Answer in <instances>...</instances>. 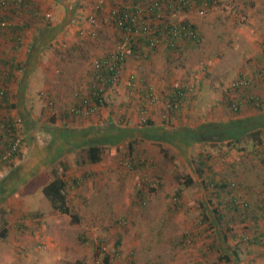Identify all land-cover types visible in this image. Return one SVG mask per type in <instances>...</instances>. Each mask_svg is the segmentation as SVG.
Here are the masks:
<instances>
[{
	"label": "rangeland",
	"instance_id": "1",
	"mask_svg": "<svg viewBox=\"0 0 264 264\" xmlns=\"http://www.w3.org/2000/svg\"><path fill=\"white\" fill-rule=\"evenodd\" d=\"M66 1L77 3L72 17L66 16ZM239 1L217 0L205 15L194 10L186 12L192 20L195 17L208 20L214 16L222 19L220 22L215 19L218 28H214L213 39L210 38L213 42L206 45L210 50L206 46L194 48V52H187L188 58L179 53L178 60L174 58L172 64L161 60L157 65L144 56L129 57L121 65L119 82L109 87L102 80L97 81L94 60L114 47L116 29L110 24L101 34H89L95 47L68 53L69 64L54 69L58 72L54 82H50L52 76L49 82L43 81L41 70L36 69V60L43 61L46 67L42 72L47 78L59 50L66 53L63 42L70 37L77 38L74 30L78 24H90L84 9L91 5V0H53L52 9L44 6L43 10L51 11L52 15L49 20L46 18L50 15H43V27L37 31V36L27 30L19 35L16 45L8 40L4 48L7 55L14 56L15 61L16 57L22 60L29 57L35 59V64L29 66L27 76V72L24 73L23 81L19 78L18 84L12 83L15 92L12 100L17 103L16 114L22 123L20 138L13 142L11 151L0 149V230L7 229L5 237L0 238V264H100L102 254H95L97 239L105 237L109 249L118 234L123 253L113 264H127L129 258L133 264H194L203 259L213 262L220 261L217 257L221 252L232 255L233 248L240 244L238 234H242V229L247 232V238L264 231L263 215L258 216L260 225L250 221L241 224L243 217L234 212L238 222L237 236L233 238L228 232V239L223 238L217 231L218 224L213 227L212 221H200L206 214L205 209L215 205L225 217L230 216L226 207L229 195L222 192L220 198L211 196L212 204H208L207 191L200 193L194 186L183 188L179 182L183 181L185 173L196 167L199 153L206 154L208 149H214L209 164L218 172L216 191L222 189L221 184L229 182L230 186L225 189L238 201L248 202L258 212L263 206L260 196L264 193V151H255L252 139L247 140L243 149L231 148L226 141L235 129L242 134L264 124V119L248 121L249 109L243 107L241 110L245 114L242 115L240 109L228 107L225 101L228 95L221 91L240 73H250L251 64L257 60L255 43L260 33L255 36L256 20L250 23L252 18L248 16L247 4L251 0ZM73 17L74 22L71 21ZM58 28L59 31L65 29L56 32ZM261 29L260 25V32ZM38 37L43 40L40 41L42 50L34 51ZM107 43L110 44L108 49ZM29 45L35 47L29 51ZM260 50L258 48L257 54ZM130 76L134 78V86L127 85ZM183 83L193 84L199 92L191 98V107L178 117L180 111L173 114L165 107L166 94ZM93 87L103 88L106 105L98 109L88 102H91L90 94H94L90 91ZM141 87L149 88L158 96L155 104L145 103L148 110L145 115L153 121L148 126L143 125L145 115L138 109L137 93ZM238 97V91L230 94V98ZM75 105H86L92 111L74 115L71 109ZM167 113L171 115L170 122ZM109 117L117 125L109 123ZM262 127L259 128V147L264 143ZM127 128H138L134 129L136 135L133 129ZM214 131H219L217 139L212 136ZM197 133L204 134L201 140L196 137ZM206 135L222 143L202 141ZM189 138L193 140L189 142ZM129 142L136 146L129 148ZM93 144L102 146V159L97 163L80 164V150ZM162 148L167 151L165 156ZM146 157L152 158L150 162L157 167L153 168L149 162L136 167L122 162ZM62 165L68 168L61 173L63 177L68 181L77 178L79 182L75 187L71 183L68 191L74 212L81 218L79 223H71L67 215L54 210L42 192V187L52 179L53 168ZM155 178L161 180V186L151 183ZM179 188L182 189L177 198L179 203L170 211L177 201L174 196ZM2 215L6 216L5 222V219L1 221ZM122 217L127 221L125 227L117 225ZM245 223L251 224L250 229H246ZM86 231L90 232V239L84 243L79 236ZM205 234L210 237L206 238ZM186 235H189L187 239ZM181 237L185 244L175 245L173 241ZM259 242L236 248L239 259H233L234 264H247L248 249L259 259L253 264H264V237H260ZM233 260L222 259L213 264H233Z\"/></svg>",
	"mask_w": 264,
	"mask_h": 264
},
{
	"label": "trees",
	"instance_id": "2",
	"mask_svg": "<svg viewBox=\"0 0 264 264\" xmlns=\"http://www.w3.org/2000/svg\"><path fill=\"white\" fill-rule=\"evenodd\" d=\"M118 1L120 0H91L90 2L91 5L89 6V8H91L92 10L89 15L92 17V20H90L91 21L90 26L94 28V29L92 28L93 31L91 30L92 32L90 33L101 34V32H103V29L101 27L109 26V24L113 25V27L116 28L115 33H117L116 35L113 36L115 37L116 40L115 44L117 43V41L120 40L125 25H129V23L125 19L127 15L126 12L129 10L128 6L136 5L137 2L139 1L143 2L145 0H121L122 4L125 5H120V9H117V11L113 13V18L111 17L108 20L109 24H107L105 22L107 20L103 18L102 12L107 8L106 7L107 5L110 6L112 5V3H114L113 5H115L116 3L119 4ZM36 5H37L36 0H0V49H1L0 50V149L4 148L7 149V151H11L13 148V142L20 138L18 134H19V129H21L20 124L22 125V123H20L21 122L20 118L16 114L17 103L14 100H12L15 99V92L12 91L13 90L12 80L16 79V77L17 78L20 77V72L24 69L25 66L22 62L15 64L14 56L7 55L4 48L7 46L6 43H8V40H11L15 43L16 41H18L19 35H21L22 33L24 35L27 32V30L40 31L42 29L41 28L43 27L42 20L44 19V16L39 15L40 18L36 16V12L38 13V10L36 9ZM64 6H65L66 16L72 17L71 14L72 10L75 7H77L76 1L73 3L70 1H66L64 2ZM118 6L119 5H115V7L117 8ZM211 6L212 3L210 2L208 4V7ZM112 11H114V8H112ZM156 12L159 13V11ZM153 14H155V11L151 13V15ZM89 16L87 15L88 18ZM50 17L51 15L46 19L49 20ZM73 20L75 21L74 17L71 18V21ZM3 22L6 23L8 22V26L6 27V25H2L1 23ZM187 24L191 30L195 31L196 39L200 40L197 24H195L194 21H191L190 19H187ZM33 26H36V28L33 29L32 28ZM137 39H139V41ZM98 41H100V39H98ZM172 41L174 42L175 47H177L176 42H178V40L176 41L172 40ZM4 43L6 45H4ZM148 43L149 40L145 36H140V38L136 37V39L133 38L131 40V45L135 52L133 57L139 58L140 56L142 57L143 55L144 57L147 58L149 54L154 50L152 48H147ZM100 45L102 46L103 42ZM260 49H261L260 57L258 55L259 59L257 58V60H255L253 64H251L252 71L247 74L240 73L238 78L235 79L234 82L232 81L228 83V86L221 90L222 92H225L228 95L226 97V100L224 99L226 101L227 106L229 105L231 108L235 107L237 110L238 109L241 110L243 107L249 109L250 119L247 120L248 121L251 120V122H254L257 119L258 120L261 119V121L264 119V40L261 43ZM14 68L15 69L17 68V70L20 71L18 75L17 73L16 74L14 73ZM119 69L121 70V68L116 67V69L113 68L112 70L108 71L104 67L98 66L97 69L95 68L94 71L98 73L97 81L101 77H103L105 86L109 87L112 84V80H111V74H113L112 72L119 71ZM242 79H244L245 83L239 84L237 86L235 84L236 80L241 81ZM187 83H183L182 85H175L173 90L169 94H166L168 101H172V98L176 95V92L181 91L182 104L176 110L171 111L173 114H175L177 111H180L178 117H180L182 113L186 111V109L191 107L192 105L191 98H195L196 96H198L199 91L197 90V88L193 86V84H187ZM190 87L192 88V90L189 89ZM97 89L98 88L96 87L90 89L91 92L94 91V94L93 93L90 94L91 102L90 100H88V102L91 103V106L93 105V107L96 109H98V107H100L101 105L103 106L106 105L105 99L102 96L103 88L101 90H97ZM137 89L138 88H136V91ZM142 89L143 87H141L139 89V92L137 93L140 98L137 99V102H139V108H138L139 113L145 115L148 112L145 104L148 101L147 90H146L148 88H144L143 91ZM235 91L239 92V97L230 98V94ZM149 92L154 94L152 90H150ZM75 107L77 106L75 105ZM81 107H84V105H82ZM89 111H92V108L88 109L87 107L85 113L82 111V114H87L89 113ZM243 114H245V112H242V115ZM160 115H162V113ZM166 115H169L167 117V121L171 120V115L169 113H167ZM108 120L109 123L117 125V123H114L112 121L111 117H109ZM104 122L107 123V120H104ZM142 123H144L143 125L148 126L153 124V121L150 116L145 115L144 118L142 119ZM262 126H264V124L255 126L254 129L253 128L247 129L242 134H240V132L235 129L234 131L230 132L231 136L227 138L226 141L231 148L243 149L246 147L247 140L252 139V141H250L252 144V148L255 151L260 150V152H262L264 151V143H261L263 144L261 147L258 146L259 142L261 141V137L259 136V128ZM218 132L219 131L212 132L213 133L212 136L216 139ZM201 135L203 136L204 134L197 133L196 137L201 140ZM216 139H212L211 136L206 135V138L203 139L202 141L208 140V142L206 143L215 142L216 145H220L222 142H218L219 140L216 141ZM192 140L193 138L188 139L189 142H191ZM139 141H141L140 138ZM129 144L130 145L128 147L131 149L136 146L135 144H132V142H129ZM102 150H103L102 146L95 144L82 148L80 150L81 151L80 164L99 162L102 159L101 157ZM208 150L210 151H208L206 154L199 153V155L197 156L198 163L196 167H194V169L191 172L185 173L182 176L183 181L182 182L179 181V182L182 183L183 188H189L191 186H194L195 188H197V191H199L200 193L207 191L208 194L207 198L209 200L208 204L209 203L212 204L213 199L211 196L220 198L222 192L229 195L230 200L227 203L228 205H226V207L230 212V216L226 215L225 217V215L220 212V208L217 205H215L213 208L205 209L207 210L205 211L206 214L203 215V219L200 222L203 223L206 221L208 223L209 221H212L213 227L218 224L217 231L222 234L223 238L228 239V235H229L228 232L231 234L233 238H235L237 236L236 234L237 229L235 227L238 224V222L236 219V213L235 214L232 213L238 212L241 214V216L243 217L241 224H243L245 221H250V223L252 224L260 225V223L258 222L259 220L258 216L261 215L264 216V193L262 196H260V200L263 206L258 212L256 208H253L252 205H249L248 202L238 201L235 196H232L230 192L227 189H225V186H230L229 182L221 184L220 186L222 189L216 191L217 187H219L216 177L218 172L217 170L215 171V169L212 167V164H209L212 157V152L215 150L214 149H208ZM162 151L164 152L163 154L165 156L167 151L163 148ZM130 159L131 158H128V160H123L122 162L126 161L127 166L130 167L146 166L147 162H149L153 168L157 167V164L155 166L154 163L150 162L153 161V159L149 157H146L145 159H141V158L139 159L135 158L134 160L133 159L130 160ZM66 170H68V168H66V166L63 167V165L62 167L59 166L58 169L54 167L51 173L53 174L52 179H50L42 187V192L48 198V201L50 202L54 210H56L58 213L67 215L71 223H75V222L79 223L81 218L74 212L75 210L73 209L74 203L70 202L68 199V191L69 188L71 187L70 186L71 183H74L75 184L74 187H75L79 184V182L77 178H72L70 179V181L66 180L61 174L64 173ZM151 183H156L157 185L161 186V180H157L156 178L152 179ZM181 190H182L181 188L177 190L176 195L174 196V200L175 199L177 200V198H179V194L181 193ZM178 203H179L178 200L175 201V203H173V206L169 208L170 211H172L173 208L178 205ZM5 218L6 216L2 215L1 221L3 222ZM5 221L6 219L4 220V222ZM117 223L118 226L120 225L122 227H125L127 221L124 217H122V219L119 218L117 220ZM245 226L246 229H250L251 224L245 223ZM209 227L211 226L209 225ZM211 230H214L216 232V229L214 228H211ZM241 231L242 234L241 235L238 234L239 236L238 243L240 244L236 245L235 246L236 248H239L241 244L243 245L245 244L246 246L252 243L259 244L260 243L259 238L264 237V231L259 232V234H256L257 236L249 237V238H247L246 235L247 232L245 231V229H242ZM6 232H7L6 228L0 230V238H4ZM201 232L203 233L202 230ZM89 233H90L89 231L82 233L79 236V239H81V241H83L84 243H87L88 240L90 239ZM205 235L206 238L210 237L209 234H205ZM188 237L189 235H186V239ZM173 242L175 245L176 243L185 244V240L182 237L179 239V241L174 240ZM105 243H106L105 237H99L97 239V247L95 248V254L96 256H100L102 254L100 264H113L114 259L123 253L121 249V235L118 234L117 240L114 241L113 246L115 247V250L113 251V253L108 252L107 248L106 250L103 249L104 247H107ZM236 248H233L234 250L232 252V255L227 254V252H221L217 257V259L220 258V261L214 260L213 262H209L208 260L203 259L198 263L194 262V264H213L216 262H221L222 259H224V261L226 260L229 262L232 261L233 259L237 261L239 259L238 258L239 251ZM249 251L250 254L249 257L247 258L248 259L247 264H253L254 262H257L259 259L257 256H253L255 254H251V250L248 249V252ZM129 260L130 261H128L127 264H133L131 258H129ZM234 260L232 262L233 264H234Z\"/></svg>",
	"mask_w": 264,
	"mask_h": 264
},
{
	"label": "crops",
	"instance_id": "3",
	"mask_svg": "<svg viewBox=\"0 0 264 264\" xmlns=\"http://www.w3.org/2000/svg\"><path fill=\"white\" fill-rule=\"evenodd\" d=\"M51 1L52 0H36V2H37L36 9L38 10V13L36 12V16L37 17L40 18L39 15H52L51 11L48 12V11H44L43 10L44 6L48 7L49 9H52L53 4L51 3ZM219 1H221V0H219ZM231 1H233V0H231ZM240 1H242V0H240ZM118 2H119V4L118 3L115 4V5H119L118 8L115 7V5H113L114 3H112V5H110V6L107 5L106 6L107 8L105 10H103L102 16H103V18H105L107 20V21H105L107 24H109L108 20L111 17L113 18V13L116 12L117 9H120V5H125V4H122L121 0L118 1ZM164 2H165L166 5H164L160 9H158L157 11H159V13L155 12V14H153V18L151 19V25H152V28L154 30H166L169 27V25H171L172 23L176 22V19H177L178 16L184 15V16L188 17L186 15V12L188 10L196 11V9H197L195 6H194L195 8H191V9L190 8H179L176 4H172V3L167 2V1H164ZM236 2H237V0H236ZM250 2L251 3L247 4V10L249 11L248 12V16H250L252 18L250 23H254L255 20H256V22L254 24L255 36H258L259 33H260V36L257 38V43H255L256 57L258 58V55L260 57V54H257L258 53V48L260 50L261 43L264 40V0H251ZM195 5L197 7H199L200 4L198 2ZM112 8H114V11H112ZM212 9H213L212 7H208L207 6L205 14L208 13V10L210 11ZM85 10L87 11V15H89L90 12L92 11L91 8H89V7H86L84 9V11ZM46 12H48V13L44 14ZM180 12H182V14ZM215 19L218 20V22H220L222 20L220 17L216 18L215 16L212 17V18H209L208 20L207 19H203V18H196V17L193 20L191 19L192 21H194L195 24H197V28L199 30V35H200V40L195 39V40L183 41V40H178L177 38H174V41L178 40V42H176V46L177 47H175V45L171 46V45L166 44V43L162 44L161 46H159L157 48H154V50L149 54V56L147 58H151V60L156 62L157 65H159V62L161 60H165L168 64H172L173 62L171 63V61L175 60L174 58H177V55H179V53H181L182 56H185L186 58H188L187 57V52H189L190 50H192L194 52V48L203 49V47H205L207 44L213 42V40H211V39H213L212 34H214V30H215L214 28L216 26L218 28V23L215 22ZM72 22H74V20ZM98 23H99V21H98ZM260 25L262 27L261 32L259 31ZM77 26L78 27H76V30H74L75 31V35L77 36V38L74 39V37H70L69 41H64L63 42V45L65 47H67V48H65L66 49V53L63 54V50L62 49L59 50L60 52L58 53V59H56V60L53 59V64H52V67H51L52 69H51V71H49V75L47 76V78L44 77V74L42 72V69L46 67V64L43 61H40L37 58L38 60H36V69H38L39 72L41 70L42 73L40 72V78H42L43 81L45 79V81L48 80V82H49V79L52 76V79L50 80V82L51 83L54 82L53 79L57 78L56 74L58 73V72L55 73L54 69L55 68H61L62 66L66 67L65 65L69 64L67 62V59H66L68 53L82 52V51H84L86 49H89L90 47L91 48L95 47V46H93L92 41L90 39V35H89L90 32L93 31L92 30L93 27H91L90 24L87 23V22L85 24H81V25L78 24ZM106 27L108 28V26H106ZM106 27L103 26L101 28L102 29L104 28L106 30ZM33 29H35V28H33ZM63 29H65V28H63ZM56 30H57L56 32H58L60 30V28H58ZM52 31L54 33V30H52ZM61 31H59V32H61ZM216 31H217L216 34H218L219 30L217 29ZM32 32H33L32 36L34 35V33H36V36H37V30L36 31L33 30ZM110 33L111 32H109V34ZM116 34L117 33H115V34L113 33V36L116 35ZM37 40H39V37L37 38ZM40 41L43 42V40H39V42L36 44V47L29 45L28 46L29 47L28 50L29 51L32 50V47L33 48L35 47L33 49L34 51L35 50L36 51L42 50V47H40L42 42H40ZM199 42H202V43L199 44ZM105 47L108 49L110 47V44L109 43L105 44ZM206 48H209V50L211 49V47H209V46H206ZM156 51H158V52H156ZM77 54L79 56H81L80 53H77ZM190 54H188V55H190ZM69 57H70V55L68 56V58ZM16 58L18 60L14 61L15 64H18L19 62H22L24 64V66H25L24 69L21 72L19 70H17V68L16 69L14 68V73L15 74L17 73V75H18L19 72H20V77L19 78H20V81H23L24 77H26L28 75V73H29V71H28L29 66H33L35 64L34 63L35 59L29 58V57L26 58L25 60L20 59V57H16ZM131 58H137V57H131ZM177 60H178V58H177ZM177 60H176V62H177ZM174 63H175V61H174ZM204 69H206V68H204ZM26 72H27V74H26V76H24V73H26ZM97 76H98V74H97ZM19 78L18 79L16 78V79L12 80L13 81L12 83L16 82L18 84L19 83ZM98 81H100V79ZM81 106L82 105H78L77 106L78 108L77 107L72 108L71 112H73L74 115H84V114H82V111L85 113V110H86L87 106H84V107H81ZM150 127L152 128L153 126H150ZM127 129H133L134 130V129H138V128H127ZM140 129L143 130L142 128H140ZM160 129H166V128L161 127ZM143 131H147V129H145ZM138 132L141 133V134L144 133V132L142 133L140 131H138ZM134 135H136V130H134ZM144 137L148 138L147 135H144ZM124 241L125 240L123 238V242ZM39 243H43V242H39ZM39 243L37 244L38 246H39ZM45 244L48 247V243H45Z\"/></svg>",
	"mask_w": 264,
	"mask_h": 264
},
{
	"label": "built area",
	"instance_id": "4",
	"mask_svg": "<svg viewBox=\"0 0 264 264\" xmlns=\"http://www.w3.org/2000/svg\"><path fill=\"white\" fill-rule=\"evenodd\" d=\"M164 1L170 2L172 4H176L179 8L191 9L196 7L197 8L196 11L200 15L203 14L205 15L206 7L208 6V4L211 2L213 5L217 0H145L143 2L142 1L137 2L136 5L128 6L129 10L126 12L127 15L125 19L129 23V25H125L120 40L117 41L113 49L103 54L102 56L97 57L94 60L97 67L98 66L104 67L108 71L112 70L113 68L116 69V67L121 68V65L127 58L134 56L135 52L131 45V40L133 38L136 39V37L138 38H140V36L147 37V39L149 40L147 48H152V49L157 48L165 43L173 46L175 45L174 42L172 41L174 40V38L183 41L195 40L196 33L194 30H191L187 24V19L190 18L181 14H180L181 16L177 17L176 22L169 25V27L166 30H154L151 27V19L153 18V15H151V13L153 11L156 12L158 9L166 5ZM198 2L200 4L199 7L195 5ZM88 19L92 20V17L89 16ZM1 24L6 25V27L8 26V22L7 23L3 22ZM92 35L94 36L95 34L92 33ZM137 40L139 41V39ZM112 73H113L111 74L112 84H117V82H119L120 80L121 70L119 69V71ZM100 80L104 82L103 77H101ZM128 81L129 83L127 85L129 86L135 85L133 83L134 82L133 76H130L128 78ZM242 83H245L244 79H242L241 81L236 80L235 82L237 86ZM189 89L192 90L191 87ZM147 98H148L147 101L148 105H153L158 101V96L156 94L149 92V88L147 91ZM181 100H182V93L181 91H177L176 95L172 98V101H168V103L166 101L165 107L169 108L170 111H174L177 108H179V106L182 104ZM233 108L236 109L235 107ZM103 249L106 250V247H104ZM114 250L115 247L113 245L109 249H107V251L110 253H113Z\"/></svg>",
	"mask_w": 264,
	"mask_h": 264
}]
</instances>
